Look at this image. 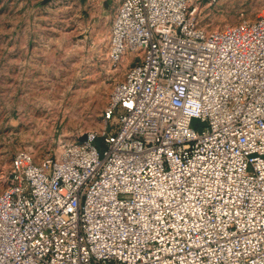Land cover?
<instances>
[{"label": "built area", "instance_id": "obj_1", "mask_svg": "<svg viewBox=\"0 0 264 264\" xmlns=\"http://www.w3.org/2000/svg\"><path fill=\"white\" fill-rule=\"evenodd\" d=\"M117 2L108 55L132 63L100 129L13 156L0 264H264V15Z\"/></svg>", "mask_w": 264, "mask_h": 264}, {"label": "rangeland", "instance_id": "obj_2", "mask_svg": "<svg viewBox=\"0 0 264 264\" xmlns=\"http://www.w3.org/2000/svg\"><path fill=\"white\" fill-rule=\"evenodd\" d=\"M199 1L209 27L264 15V0ZM117 8V0H0V191L18 151L55 150L103 126L132 63L108 55Z\"/></svg>", "mask_w": 264, "mask_h": 264}, {"label": "water", "instance_id": "obj_3", "mask_svg": "<svg viewBox=\"0 0 264 264\" xmlns=\"http://www.w3.org/2000/svg\"><path fill=\"white\" fill-rule=\"evenodd\" d=\"M87 138L86 134H83L82 136H80V140H85Z\"/></svg>", "mask_w": 264, "mask_h": 264}]
</instances>
